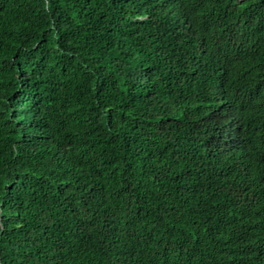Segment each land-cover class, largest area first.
<instances>
[{"label": "trees", "instance_id": "1", "mask_svg": "<svg viewBox=\"0 0 264 264\" xmlns=\"http://www.w3.org/2000/svg\"><path fill=\"white\" fill-rule=\"evenodd\" d=\"M0 264H264V0H0Z\"/></svg>", "mask_w": 264, "mask_h": 264}]
</instances>
